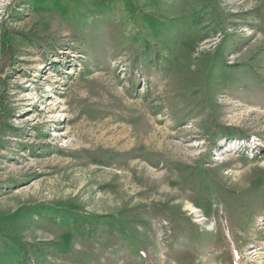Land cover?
Wrapping results in <instances>:
<instances>
[{"label": "rangeland", "instance_id": "1", "mask_svg": "<svg viewBox=\"0 0 264 264\" xmlns=\"http://www.w3.org/2000/svg\"><path fill=\"white\" fill-rule=\"evenodd\" d=\"M0 264H264V0H0Z\"/></svg>", "mask_w": 264, "mask_h": 264}, {"label": "trees", "instance_id": "2", "mask_svg": "<svg viewBox=\"0 0 264 264\" xmlns=\"http://www.w3.org/2000/svg\"><path fill=\"white\" fill-rule=\"evenodd\" d=\"M19 248H20L21 250L24 249V252H26V253L28 252L27 249H26L23 245H22V246L19 245ZM32 248H35V250L33 251V252H34L33 257H34V258L37 257V259H39V258L41 257V252H43L44 249H41V248L36 247V246H32ZM36 248H38V249H36ZM28 254H29V253H28ZM45 257H47V256L45 255Z\"/></svg>", "mask_w": 264, "mask_h": 264}, {"label": "bare ground", "instance_id": "3", "mask_svg": "<svg viewBox=\"0 0 264 264\" xmlns=\"http://www.w3.org/2000/svg\"><path fill=\"white\" fill-rule=\"evenodd\" d=\"M42 68V66H40V69Z\"/></svg>", "mask_w": 264, "mask_h": 264}]
</instances>
